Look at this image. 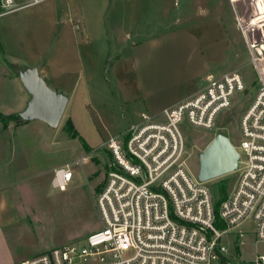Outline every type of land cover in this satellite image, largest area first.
I'll use <instances>...</instances> for the list:
<instances>
[{"label": "built area", "instance_id": "obj_1", "mask_svg": "<svg viewBox=\"0 0 264 264\" xmlns=\"http://www.w3.org/2000/svg\"><path fill=\"white\" fill-rule=\"evenodd\" d=\"M25 3L0 0V15ZM250 15L238 27L256 79L246 83L237 70L210 76L192 96L157 116L142 112L109 136L103 145L112 162L96 193L101 228L14 264H264L257 249L250 259L240 256L244 236L264 242V23L253 25ZM248 89L233 145L235 183L216 210L210 185L186 167L181 125L221 130L217 120ZM72 176L69 164L58 166L51 185L66 186Z\"/></svg>", "mask_w": 264, "mask_h": 264}, {"label": "rangeland", "instance_id": "obj_2", "mask_svg": "<svg viewBox=\"0 0 264 264\" xmlns=\"http://www.w3.org/2000/svg\"><path fill=\"white\" fill-rule=\"evenodd\" d=\"M81 2L85 17L90 20L89 44H82L79 50L84 61L83 73L90 83L91 105L86 108L88 113L74 109V127L93 150H87L82 140L66 128L65 122L71 112L70 103L57 127L34 119L15 123L10 129L0 131V135L10 139L1 151V157L7 161L12 159L13 165L22 171L24 167L29 170L20 183L6 188V214L14 222L5 227V246L1 250L4 261L16 263L55 246L83 241L90 233L101 228L96 193L112 162L103 142L110 135L121 134L137 120L132 109L118 98L112 69L114 60L124 57L131 42L138 37L175 28L177 24L174 20L178 13L193 7L190 5L193 4L192 0ZM237 7L242 13L240 20L245 22L251 13L253 25L264 23V0H240ZM233 32L230 65L241 73L246 83H251L256 77L245 39L241 31ZM125 33H128V39ZM251 35L252 32H247V36ZM16 68L19 66L2 59L0 53L2 113L19 112L13 108L17 107L20 95L26 92L15 73ZM43 79L52 87L53 81L46 74ZM250 93L248 89L238 95L235 104L217 120L216 124L222 128L219 131L216 127L203 129L183 122L186 167L193 175L198 173V153L214 134L222 132L233 145H237L239 114ZM7 125L0 122L1 129ZM64 164L71 167L72 179L66 186L53 187V172L48 171ZM236 175L237 171L234 170L207 181L216 198L221 185H224L226 192L234 185ZM244 240L240 247L242 259L252 258L256 249L264 253V242L254 244L251 236H244Z\"/></svg>", "mask_w": 264, "mask_h": 264}, {"label": "crops", "instance_id": "obj_3", "mask_svg": "<svg viewBox=\"0 0 264 264\" xmlns=\"http://www.w3.org/2000/svg\"><path fill=\"white\" fill-rule=\"evenodd\" d=\"M29 1L18 0L26 3L0 15L1 58L21 68L36 66L42 78L46 74L53 81L52 88L68 96L66 107L70 103L71 115L67 118L73 119L74 125V109L88 113L86 108L91 105L90 83L83 73L79 50L82 44H89L90 20L85 17L81 0ZM239 1L192 0L194 8L178 13L175 28L138 37L124 57L115 58L112 69L117 95L132 109L136 121L142 112L157 116L164 108L192 96L210 76L236 70L230 65V50L233 31H240ZM29 97L27 91L21 94L14 111L23 109ZM14 125L10 122L0 131ZM9 142L0 135V264L15 263L1 258L5 227L14 222L6 214V188L20 183L29 173L27 167L22 171L12 159L1 157ZM53 169L48 172L52 174Z\"/></svg>", "mask_w": 264, "mask_h": 264}, {"label": "water", "instance_id": "obj_4", "mask_svg": "<svg viewBox=\"0 0 264 264\" xmlns=\"http://www.w3.org/2000/svg\"><path fill=\"white\" fill-rule=\"evenodd\" d=\"M15 73L30 95L23 109L18 113L21 121L38 119L51 127H57L68 102V96L50 87L39 74L36 66L19 67ZM238 152L228 136L217 132L198 153L197 177L208 181L234 171Z\"/></svg>", "mask_w": 264, "mask_h": 264}, {"label": "trees", "instance_id": "obj_5", "mask_svg": "<svg viewBox=\"0 0 264 264\" xmlns=\"http://www.w3.org/2000/svg\"><path fill=\"white\" fill-rule=\"evenodd\" d=\"M0 122L5 126V125H7L10 122L20 123L22 121H21L18 113L4 114V113H1L0 112ZM65 123H66V128L72 132V135L79 137L82 140V143L85 145V148L87 150H91V147L83 139V137L80 136V134L78 133V131L74 127L71 118H67ZM219 184H223V183L219 182ZM225 194H226L225 187H224V185H221L220 189L218 190L216 210H217L218 203L223 199V197L225 196Z\"/></svg>", "mask_w": 264, "mask_h": 264}]
</instances>
